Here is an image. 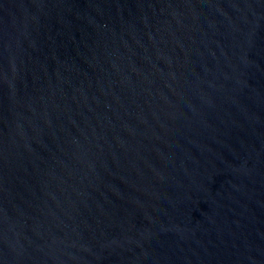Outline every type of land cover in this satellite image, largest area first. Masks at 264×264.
<instances>
[{
  "label": "water",
  "instance_id": "obj_1",
  "mask_svg": "<svg viewBox=\"0 0 264 264\" xmlns=\"http://www.w3.org/2000/svg\"><path fill=\"white\" fill-rule=\"evenodd\" d=\"M0 264H264V0H0Z\"/></svg>",
  "mask_w": 264,
  "mask_h": 264
}]
</instances>
